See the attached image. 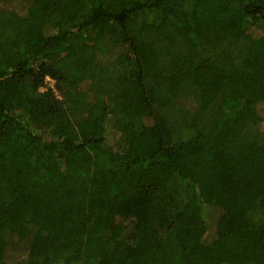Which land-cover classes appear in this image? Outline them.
<instances>
[{
	"label": "trees",
	"instance_id": "1",
	"mask_svg": "<svg viewBox=\"0 0 264 264\" xmlns=\"http://www.w3.org/2000/svg\"><path fill=\"white\" fill-rule=\"evenodd\" d=\"M13 1L0 264H264V0Z\"/></svg>",
	"mask_w": 264,
	"mask_h": 264
},
{
	"label": "rangeland",
	"instance_id": "2",
	"mask_svg": "<svg viewBox=\"0 0 264 264\" xmlns=\"http://www.w3.org/2000/svg\"><path fill=\"white\" fill-rule=\"evenodd\" d=\"M26 4L27 3L24 0L13 1V2H11V7L12 8H17V10H24L27 7ZM259 109L262 112V114L264 115V103H261L259 105ZM54 161H57V160L55 158H53L52 160H50V158H48L45 161V165L49 166L52 163H54ZM63 163L64 164H62V168L65 167V163L66 162H63ZM209 166L212 168L211 169L212 171L210 173L209 170H208L207 173H209L210 175H213V177H220L223 174L224 168H223V164L221 163V158H220V153L219 152H216V153L212 154V156L210 157V160H209ZM115 180H116L118 194H121L123 192V190L125 189V187H126L125 179H124L123 176L117 175ZM113 200H115V199L113 198Z\"/></svg>",
	"mask_w": 264,
	"mask_h": 264
},
{
	"label": "built area",
	"instance_id": "3",
	"mask_svg": "<svg viewBox=\"0 0 264 264\" xmlns=\"http://www.w3.org/2000/svg\"><path fill=\"white\" fill-rule=\"evenodd\" d=\"M47 80H50V79H47Z\"/></svg>",
	"mask_w": 264,
	"mask_h": 264
}]
</instances>
